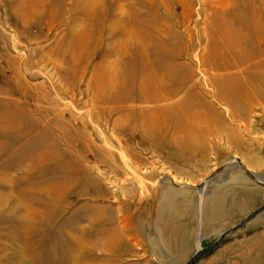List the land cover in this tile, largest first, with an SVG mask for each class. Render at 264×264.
Here are the masks:
<instances>
[{
    "label": "rangeland",
    "instance_id": "1",
    "mask_svg": "<svg viewBox=\"0 0 264 264\" xmlns=\"http://www.w3.org/2000/svg\"><path fill=\"white\" fill-rule=\"evenodd\" d=\"M230 159L264 176V0H0V264H186ZM202 200L206 248L264 189ZM197 264H264V216Z\"/></svg>",
    "mask_w": 264,
    "mask_h": 264
},
{
    "label": "water",
    "instance_id": "2",
    "mask_svg": "<svg viewBox=\"0 0 264 264\" xmlns=\"http://www.w3.org/2000/svg\"><path fill=\"white\" fill-rule=\"evenodd\" d=\"M231 167L237 168L240 172L243 173V176L250 180L255 185L264 189V176L258 175L255 173L250 172L239 159H230L224 162L217 171L213 172V174L206 179L202 184L195 188L198 194V227L195 233V251L193 252L192 257L186 264H197L205 255L209 254L216 246H218L222 240L226 239L229 236H233L238 230L243 228L247 225V223L252 222L253 220L263 217L264 216V205L258 208V210H254L253 212L247 214L243 217L239 222L233 224V226L227 232L216 233L218 236V240L213 243L212 245L203 248V236H202V225H203V198L205 197V191L208 188V185H211L214 180L222 173L225 172L227 169Z\"/></svg>",
    "mask_w": 264,
    "mask_h": 264
},
{
    "label": "bare ground",
    "instance_id": "3",
    "mask_svg": "<svg viewBox=\"0 0 264 264\" xmlns=\"http://www.w3.org/2000/svg\"><path fill=\"white\" fill-rule=\"evenodd\" d=\"M91 1H93V0H91Z\"/></svg>",
    "mask_w": 264,
    "mask_h": 264
}]
</instances>
